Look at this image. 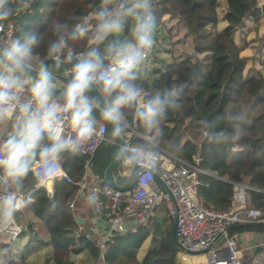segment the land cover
Returning a JSON list of instances; mask_svg holds the SVG:
<instances>
[{
    "label": "clouds",
    "instance_id": "clouds-1",
    "mask_svg": "<svg viewBox=\"0 0 264 264\" xmlns=\"http://www.w3.org/2000/svg\"><path fill=\"white\" fill-rule=\"evenodd\" d=\"M34 2L0 0V33L4 22ZM89 7L72 24L50 25L53 38L42 56L35 51L41 44L36 30L0 40V232L12 231L33 192L43 189L55 207L54 185L66 175L65 157L86 155L96 140L117 146L114 159L129 183L160 172L163 124L182 108L185 90L193 85L179 81L149 94L141 83L157 47L155 0H99ZM77 42L83 50L73 47ZM191 77L199 82L202 73L193 68ZM227 119L231 131L221 126L223 113L205 120L204 137L214 147L244 137L251 112H229ZM134 126L143 132L130 143ZM86 199L95 206L99 195L93 191ZM8 252L0 249V255Z\"/></svg>",
    "mask_w": 264,
    "mask_h": 264
},
{
    "label": "trees",
    "instance_id": "trees-1",
    "mask_svg": "<svg viewBox=\"0 0 264 264\" xmlns=\"http://www.w3.org/2000/svg\"><path fill=\"white\" fill-rule=\"evenodd\" d=\"M226 2L227 26L220 33L217 30L218 0H159L155 4L157 20L166 15L177 18L192 37L194 53L211 56L210 69L206 73L201 62L186 60L162 73L155 87L150 88L146 83H141L149 94L156 87L164 88L179 81H188L193 85L185 90L182 108L170 112L168 120L164 122L161 148L187 162H192L193 157L198 154L201 156L199 167L210 174H200L199 197L206 206L229 212L233 207L232 184L238 183L254 189L249 192L251 206L264 212V76L245 78L247 63L234 39L235 31L248 18L264 15V5L259 8L257 0ZM98 3L99 0H35L28 12L21 13L4 24L12 23L15 34L21 29L38 31L41 34V44L35 51L42 56L47 42L53 38L50 31L53 22L60 20L72 24L76 17L93 10L89 7L90 4ZM73 47L78 51L83 50V42H77ZM193 68H198L202 73L199 82L191 77ZM240 110L251 112L248 132L244 137L221 147H214L206 141V119L223 113L225 121L221 126L231 131L232 121L227 119V113ZM136 131L142 133L143 129L136 128ZM137 140L138 137L133 143ZM116 150L117 146L109 143H103L98 148L91 162L94 175L104 179ZM85 162L84 156H66L63 169L75 182L83 176ZM124 171L126 170L121 164L115 169L114 175L119 186L131 184L122 175ZM30 188L31 182L28 181L26 191ZM54 188L55 207H52L46 192L41 189L37 202L30 203L18 212L15 222L24 229L22 235L26 233L35 241L50 238L55 264H71V255H79L85 251L91 254L93 264H102L101 258L106 264H178L177 246L172 239L174 223L169 222L167 213L157 211L161 223L153 219L147 227L129 226L126 231L114 234L105 242L106 250L102 251L93 230L95 226L79 225L76 222V201L82 199L76 193V186L61 181L56 182ZM96 216L101 222H109L113 213L110 209H105ZM256 227L235 228L229 235L254 231ZM149 238L151 247L140 261L139 251ZM4 248H9V252L0 255V264H14L11 241L6 235H1L0 249Z\"/></svg>",
    "mask_w": 264,
    "mask_h": 264
},
{
    "label": "built area",
    "instance_id": "built-area-1",
    "mask_svg": "<svg viewBox=\"0 0 264 264\" xmlns=\"http://www.w3.org/2000/svg\"><path fill=\"white\" fill-rule=\"evenodd\" d=\"M15 35L12 23L5 25L0 33V40ZM135 128V126H134ZM136 128L128 137L130 143L138 137ZM107 136V133H105ZM105 142L96 140L87 149L84 174L78 181H73L65 172V177L57 182L72 183L76 186L77 195L93 191L99 195L98 204L92 206L95 214L110 209V235L100 245L106 250L105 242L114 233L122 232V226L132 220H137L139 226L147 227L157 216V211L165 206L169 222L178 220V239L176 260L178 264H186L190 258L202 255L205 264H262L264 261V239L256 245L261 250L251 261L243 259L242 251L238 248L237 235L230 236L227 230L237 225H264V212L251 206L249 185L233 183V207L229 212L210 209L199 197L201 186L200 174L210 175L200 169L201 156L193 157L192 162L179 159L163 150L160 157V172L153 176L142 177L134 189L120 192L112 188L105 179H100L91 170L92 159L98 148ZM64 170V169H63ZM123 176L127 177V171ZM158 180L163 182L165 188ZM73 205H71V208ZM80 228L79 231H81ZM24 232L16 222L11 232H0L11 242H15ZM14 234V238H13ZM221 236L220 239H218ZM203 253V254H199ZM102 264L106 262L101 258Z\"/></svg>",
    "mask_w": 264,
    "mask_h": 264
},
{
    "label": "crops",
    "instance_id": "crops-1",
    "mask_svg": "<svg viewBox=\"0 0 264 264\" xmlns=\"http://www.w3.org/2000/svg\"><path fill=\"white\" fill-rule=\"evenodd\" d=\"M158 1L159 0H155V4ZM257 2L258 7L262 8L264 0H257ZM218 3L219 23L217 30L221 33L227 26L225 15L228 6L226 0H218ZM242 33L244 34L243 37H241ZM169 34L172 36V41L168 38ZM156 37L157 47L150 57L145 70L146 74L141 81L146 83L150 88L157 85L162 73L172 69L176 64H180L186 60L200 62L205 56L211 57L209 54L197 55L194 53L191 35L183 25L179 23L178 19L173 16L166 15L160 20H157ZM261 37L264 38V15L248 18L244 22V25L238 28L234 33L235 42L242 50L241 56L247 63L244 72L246 79L264 76V51L259 52L260 48L258 51H255L257 50V48H255L258 43L257 39ZM210 64L211 62L208 64V69L204 67L206 73L210 69ZM39 193L40 190L32 193V203L37 202ZM89 194V191L85 192L80 195L82 198L81 201H76L78 210L77 218L82 222V224L79 225L87 224L95 226L93 229L95 235L100 236L102 239H106L110 235V228L103 225L100 218L94 213L92 206L87 203L86 198ZM129 226L130 225H128V227ZM234 235H237L238 248L242 251L243 259L246 262L251 261L253 257L260 254L261 250L257 248L256 245L264 239V227L257 226L254 231ZM91 239H93V237H91ZM149 239L151 241V238ZM148 240L139 251L138 259L140 261L148 251L146 248L151 247L150 244H147ZM11 253L14 257V264H21L22 262H26V264H55L53 261V248L49 237L39 242L31 239L28 234L25 233L15 242H11ZM198 258L199 263H197V261L193 263V260L189 259L186 264H200V259L204 257L200 255ZM70 262L71 264H93L91 254L87 251L79 255H71Z\"/></svg>",
    "mask_w": 264,
    "mask_h": 264
},
{
    "label": "water",
    "instance_id": "water-1",
    "mask_svg": "<svg viewBox=\"0 0 264 264\" xmlns=\"http://www.w3.org/2000/svg\"><path fill=\"white\" fill-rule=\"evenodd\" d=\"M121 163L115 161V159L108 165L106 171H105V174H104V179L105 181L112 187L114 188L115 190H118L120 192H125V191H129L131 189H134L136 187L137 184H130L128 186H119L118 183H117V180H116V177L114 175V172H115V169L120 165ZM164 187L165 185L163 184V182H161L160 180H158ZM166 188V187H165ZM167 189V188H166ZM155 220H157L158 222H162V220L156 216L155 217ZM76 222L78 224H82L81 220L79 218L76 219ZM104 226H107L110 228L111 224L109 222H102ZM138 222L137 220H132L130 221L128 224H124L122 226L123 231H126L127 230V227L128 225L130 226H134V225H137ZM241 227H255L253 225H237V226H233L231 228H229L227 230V232H230L231 230L235 229V228H241ZM177 231H178V220H176L173 224V230H172V239L174 241V243L176 244L177 247H180V242H179V239H178V234H177ZM122 232H118V233H114V234H120ZM221 236L218 238L220 239ZM199 254H203V253H199Z\"/></svg>",
    "mask_w": 264,
    "mask_h": 264
},
{
    "label": "rangeland",
    "instance_id": "rangeland-1",
    "mask_svg": "<svg viewBox=\"0 0 264 264\" xmlns=\"http://www.w3.org/2000/svg\"><path fill=\"white\" fill-rule=\"evenodd\" d=\"M244 36V34L242 33L241 34V37H243ZM165 37H166V35H165ZM168 38L172 41V36H171V34H169V36H168ZM264 38L263 37H261V38H258L257 39V41H258V43L256 44V47L255 48H257V50H255V51H258V49L260 48V50H259V52L260 51H264ZM194 51V50H193ZM201 63H202V65L205 67V68H207L208 69V64L211 62V57H208V56H205V57H203L202 59H201V61H200ZM158 211L160 212V213H167V211H166V209H165V206L164 205H162L161 207H159V209H158ZM97 241H98V244L99 245H101L102 244V242L104 241V239H102L100 236H97ZM147 244H150L151 245V241H150V239L148 240V243ZM147 246V245H146ZM146 249H150V247L149 248H146ZM200 258V257H199ZM198 257H195V258H190L191 260H193V263H195V261H197V263H199L198 262V259H199ZM204 261V262H203ZM200 264H205V258H203V259H200Z\"/></svg>",
    "mask_w": 264,
    "mask_h": 264
}]
</instances>
